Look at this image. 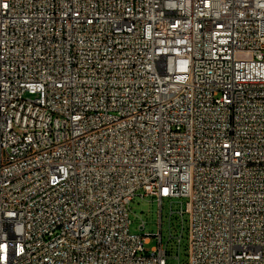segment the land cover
<instances>
[{
  "label": "built area",
  "instance_id": "built-area-1",
  "mask_svg": "<svg viewBox=\"0 0 264 264\" xmlns=\"http://www.w3.org/2000/svg\"><path fill=\"white\" fill-rule=\"evenodd\" d=\"M138 194L264 264V0H0V264H169Z\"/></svg>",
  "mask_w": 264,
  "mask_h": 264
},
{
  "label": "rangeland",
  "instance_id": "rangeland-1",
  "mask_svg": "<svg viewBox=\"0 0 264 264\" xmlns=\"http://www.w3.org/2000/svg\"><path fill=\"white\" fill-rule=\"evenodd\" d=\"M185 203L186 198L165 199L160 203L152 197H143L138 194L130 204V232L145 235L161 230L162 244L168 253L169 264H188L187 215H180ZM142 223L145 224V227L140 230L139 226ZM181 233L183 237L179 244L176 237ZM158 244V239L152 237L145 246L150 251L152 247L158 246ZM177 255H179V261Z\"/></svg>",
  "mask_w": 264,
  "mask_h": 264
}]
</instances>
